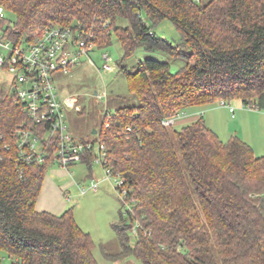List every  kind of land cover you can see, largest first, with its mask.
<instances>
[{
	"label": "trees",
	"instance_id": "16d2710c",
	"mask_svg": "<svg viewBox=\"0 0 264 264\" xmlns=\"http://www.w3.org/2000/svg\"><path fill=\"white\" fill-rule=\"evenodd\" d=\"M0 6L12 15L0 18V30L17 45L34 42L49 23L80 29L94 46L112 37L120 43L117 72L137 103L105 114L96 141L105 147L103 168L122 180L116 186L125 189L122 203L132 205L112 224L119 252L99 245L106 261L264 264V155L236 135L222 141L202 116L180 128L162 123L218 100L264 108V0H0ZM165 19L177 38L154 30ZM139 46L148 55L129 66L125 58ZM171 60L182 62L173 68ZM46 126L0 86V264L3 254L18 264H101L71 207L59 214L35 208L58 143L44 139ZM21 128L38 135L45 162L19 151L14 134ZM91 152L81 161L88 168Z\"/></svg>",
	"mask_w": 264,
	"mask_h": 264
},
{
	"label": "rangeland",
	"instance_id": "374dc122",
	"mask_svg": "<svg viewBox=\"0 0 264 264\" xmlns=\"http://www.w3.org/2000/svg\"><path fill=\"white\" fill-rule=\"evenodd\" d=\"M6 15L12 16L7 11ZM119 23L123 26L127 25L126 19L119 20ZM154 30L160 36L178 37L174 25L166 19L162 20ZM102 53L109 55V63L114 66L112 70L101 72L97 70V67H101L104 62ZM122 55L120 43L115 37H112L108 45L94 46L88 56L81 55L79 63L68 73H56V90L59 96L75 97L76 105L82 109L79 112L74 109L66 111L67 123L76 138L94 141L96 144L97 132L93 133L92 131L101 128L106 111L112 114L119 106L137 103L136 97L129 92L125 75L117 72L116 62ZM146 55L148 54L139 46L132 55L125 58V61L129 66H132ZM89 57L94 64L89 62ZM181 62L179 60L170 61L173 68H176ZM12 78V74L0 67L1 87L8 91ZM102 85H105L106 88V101L94 93L95 90L101 92ZM220 102L221 100H218L210 104L186 108L181 117L189 116L194 110H200L203 112L202 118L205 123L222 141L236 135L250 145L255 155H264V108L257 109L246 106L240 99L227 100L225 101L226 105H222ZM229 107L234 109V116L229 111ZM181 125L174 123L175 128H180ZM69 172L56 163L48 166L43 191L46 193V197L51 199L55 192L54 187H66L68 199L63 197L67 204L64 209L71 207L77 224L90 234L95 243L93 255L99 263L142 264L135 257L120 262H108L104 259L99 247L102 244L106 253L119 252L120 247L112 224L119 221L120 212L126 215L132 205L130 201L122 203L123 195L116 190L117 177L115 175L108 176L102 164L95 160L91 162L90 168L82 162L72 164L69 167ZM49 180H51L50 183ZM92 183L97 184L94 190L87 188ZM82 187L87 188L84 193L80 191ZM13 261L12 258L3 254L1 264H15Z\"/></svg>",
	"mask_w": 264,
	"mask_h": 264
},
{
	"label": "built area",
	"instance_id": "2783aa9c",
	"mask_svg": "<svg viewBox=\"0 0 264 264\" xmlns=\"http://www.w3.org/2000/svg\"><path fill=\"white\" fill-rule=\"evenodd\" d=\"M202 3L205 0H192ZM6 16V9L0 6V18ZM79 27V26H78ZM80 29L73 26H64L58 23H49L44 29L37 33L32 43L14 44L6 38L0 30V67L6 69L13 78L10 84V92L21 104L23 112L26 113L36 124H47L44 139L57 141L54 151L55 163L69 172L72 164L82 161L83 156L94 151L93 161L105 163V147L96 141L80 140L71 132L67 123L66 111L74 109L80 111L81 107L76 105L73 96L60 97L56 90V73H68L79 63L80 56L88 53L94 45L88 41ZM104 60L98 71H109L114 68L110 57L102 53ZM91 64H94L90 57ZM103 90L95 94L106 101L107 92L105 85ZM226 105L225 101L220 102ZM234 116V109L229 107ZM106 115L110 113L106 111ZM183 111L176 117L164 119V125L174 124L176 119L182 118ZM19 151L24 154L25 159L38 163L46 161V150L39 141L38 135L29 129H18L15 134ZM107 175H111L105 169ZM70 173V172H69ZM117 177V185L122 180ZM96 183L88 185V189H95ZM82 187L81 193L87 189ZM123 197L125 189L119 191ZM68 199V198H67ZM138 224V222H137ZM13 263L18 264L15 259Z\"/></svg>",
	"mask_w": 264,
	"mask_h": 264
},
{
	"label": "crops",
	"instance_id": "0c3cea01",
	"mask_svg": "<svg viewBox=\"0 0 264 264\" xmlns=\"http://www.w3.org/2000/svg\"><path fill=\"white\" fill-rule=\"evenodd\" d=\"M202 114H203L202 111L194 110L189 114V116L179 118L175 123H179V124L183 125L185 123H189V122H192V121L198 119L200 116H202ZM50 182H51V180H49V183ZM45 184H46V179L44 177L42 187H41V190H40V193L38 196V198L39 197L40 198L39 199L37 198L38 200H36L35 208L37 210H46V211H49V212L54 213V214L61 213L62 211L65 210L64 208L67 205L64 198H63V197L68 198L66 187L65 186L58 187V188L54 187L55 192L51 196V199H48V197H46V193L43 192L44 188H45Z\"/></svg>",
	"mask_w": 264,
	"mask_h": 264
},
{
	"label": "water",
	"instance_id": "95a60500",
	"mask_svg": "<svg viewBox=\"0 0 264 264\" xmlns=\"http://www.w3.org/2000/svg\"><path fill=\"white\" fill-rule=\"evenodd\" d=\"M94 93H96V92H94ZM93 133H95L96 132V129H93V131H92Z\"/></svg>",
	"mask_w": 264,
	"mask_h": 264
}]
</instances>
